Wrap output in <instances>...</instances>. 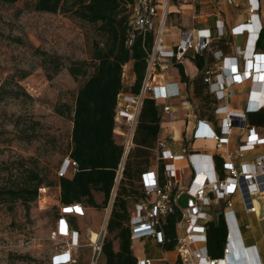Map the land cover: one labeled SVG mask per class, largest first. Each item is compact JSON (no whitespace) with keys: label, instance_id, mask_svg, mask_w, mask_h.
I'll use <instances>...</instances> for the list:
<instances>
[{"label":"built area","instance_id":"obj_1","mask_svg":"<svg viewBox=\"0 0 264 264\" xmlns=\"http://www.w3.org/2000/svg\"><path fill=\"white\" fill-rule=\"evenodd\" d=\"M173 0H133L130 8L128 28L130 29V45L136 35H154V45L149 53L148 65L143 86L139 94L123 92L118 96L115 115V135L123 132L125 139L119 141L124 148L122 162L117 171L116 186L109 205L108 219L116 189L122 179L126 159L134 148V134L139 121L144 100L153 98L162 105L161 121L171 118L172 107L169 102L181 98L179 83L157 84V79L164 78L173 67L182 63L193 52L196 56L214 58L213 65L205 72V83L208 92L215 100L213 106L214 120L198 119L192 138L194 140L213 141L216 149L226 148L231 137L241 132L248 134V140L239 148L240 153L255 150L264 146V138L256 133V127L250 126L247 115L264 110V92L256 93L254 87L264 79V54L257 53L264 24L260 21L261 5L259 0H248L250 18L247 23L219 30L194 28L183 34L181 40L173 49H168L165 36L169 17V7ZM197 3V0L194 1ZM228 5H234L233 0H227ZM221 6V2L216 3ZM244 37V47H235V55L228 56L221 50L215 49V44L225 38ZM126 68V67H125ZM124 68V84H125ZM252 82L245 113L229 111L228 102L237 85ZM30 90V88H28ZM183 106L190 103L183 101ZM227 157L230 158L228 152ZM189 162L192 179L187 187L186 207L180 209L178 202L183 194L175 192L181 178L185 176L184 169L176 167L175 163L184 159ZM160 164H164V172L160 174ZM78 165L67 157L57 174V178L72 176ZM264 174V157H260L253 165H244L239 171L225 159L222 172L219 171L217 161L213 156L202 153H187L184 156L175 155L166 140L158 138L154 150V164L142 175V187L146 200L135 204L131 210L132 240L151 239L161 245L164 234L161 231L162 222L169 215L180 211L181 217L177 224L178 245L176 248L177 261L174 264H222L233 255V248L237 244V228L232 221L233 212H224L223 218L227 228V238L223 258L214 260L208 254L207 223L214 220L211 210L215 205L226 203L231 208L233 204L229 198L242 190L243 183L248 184L250 192L264 191V187L257 185V179ZM41 198V197H40ZM85 207L81 204L61 207V219L58 223L57 234L70 239L61 255L53 258L52 264H77L76 253L83 247L80 234L74 230L70 217H83ZM254 208L246 205V211L251 213ZM107 228L91 239L90 264H102V253ZM252 259L249 264H260L251 251ZM153 259H140L137 264H163ZM165 264V263H164Z\"/></svg>","mask_w":264,"mask_h":264},{"label":"trees","instance_id":"obj_2","mask_svg":"<svg viewBox=\"0 0 264 264\" xmlns=\"http://www.w3.org/2000/svg\"><path fill=\"white\" fill-rule=\"evenodd\" d=\"M20 0H0L13 5ZM133 0H36L35 10L41 13L64 14L96 28L103 38L94 41L90 62H79L69 68L75 78H85L78 90L72 113L71 146L68 158L78 165L69 177L58 179L60 208L81 204L97 211L108 209L116 186L117 171L123 159L124 148L115 135V115L118 96L123 92L139 94L143 86L148 57L154 45V35H136L130 45L128 20ZM195 63L204 68V58L197 56ZM132 64L134 82L125 86L124 68ZM180 67L182 81L189 84L184 67ZM205 72L192 81L194 95L199 101V118L214 120L215 100L208 92ZM0 87V93L3 90ZM64 116V112L58 110ZM250 126L264 128V110L249 113ZM161 132V112L158 103L151 97L144 100L134 134V148L129 153L122 179L116 189L111 214L107 224V235L115 234L119 242L116 252L113 242L105 239L102 259L105 264H137L133 253L131 210L146 195L142 187V175L154 164V150ZM222 172V162L217 163ZM20 169V168H19ZM22 173L11 172L8 181L0 184V204L22 202L27 209L41 197L40 191L53 184L41 174L37 164L22 166ZM160 174L164 164H160ZM94 193H102L98 204ZM180 211L169 215L162 222L163 252H174L178 245L177 224ZM71 224L73 222L70 220ZM75 226V225H74ZM208 254L222 259L227 238V228L222 217L207 223Z\"/></svg>","mask_w":264,"mask_h":264},{"label":"rangeland","instance_id":"obj_3","mask_svg":"<svg viewBox=\"0 0 264 264\" xmlns=\"http://www.w3.org/2000/svg\"><path fill=\"white\" fill-rule=\"evenodd\" d=\"M35 3H0V87L4 88L0 93V184L8 181L11 172L22 173V166L37 164L53 185L43 188L41 198L29 209L22 202L0 204V264H52L68 243L57 234L62 217L57 174L71 146L69 113L85 81L73 77L69 68L90 62L93 42L103 41L94 26L68 15L38 12ZM167 28V34L176 33L170 24ZM129 68H125V86ZM125 136L121 131L116 134L118 141ZM186 199H181V209L186 207ZM108 212L109 208L90 212L85 219L70 217L84 233L83 247L76 253L77 264H90L88 230L99 235L107 228ZM240 217L244 237L257 236L255 229L244 228L251 223L250 218ZM107 236L114 247L115 234ZM144 242L139 243L141 255L144 249L147 256L162 257L158 248Z\"/></svg>","mask_w":264,"mask_h":264},{"label":"crops","instance_id":"obj_4","mask_svg":"<svg viewBox=\"0 0 264 264\" xmlns=\"http://www.w3.org/2000/svg\"><path fill=\"white\" fill-rule=\"evenodd\" d=\"M194 1L195 0L172 1L169 7L167 26L170 24V28L176 30V33L172 36V34H167V30L169 29H166L165 42L168 49H173L181 40L183 34L189 33L194 28L216 31L224 26L228 30L234 26L247 23L250 18L248 0H233L234 5H228L226 3L227 0H197V4H195ZM217 2H221V6H217ZM259 3L261 5L260 21L264 24V0H259ZM245 41L246 39L244 37L225 38L215 44V49L223 51L228 56H234L235 47H244ZM257 53L264 54V31L258 45ZM196 57L197 56L193 52H190L182 63L173 65L164 78L160 77L157 79V84L159 86H163L167 83H179L182 92L181 98L173 99L169 102L172 107V116L164 122L161 121L160 138L168 142L169 148L177 156H184L187 153H202L213 156L217 163H223L226 159L227 162L233 164L240 171L244 165H253L258 158L264 157V146H260L252 151L247 150L244 153L239 152V148L248 140L247 133L241 132L234 135L231 137L229 145L221 150L216 149V144L213 141L194 140L192 138L197 120L200 119L198 112L199 101L194 95L192 81L198 78L203 72H206L214 63V58L209 54L204 58L203 70H200L195 63ZM179 66L184 67L185 73L190 79L189 84L182 81ZM187 66L191 71L187 69ZM133 82L134 75L132 73V64H130L127 85L131 86ZM260 82L261 83L254 87V90H256L255 92L258 94L264 92V79H260ZM251 86L252 82L247 81L237 85L233 89L234 93L228 102L229 111L235 113L246 112ZM183 101L189 102L190 105L183 106ZM163 104L164 102L158 103L161 115ZM256 133L260 138H264L263 127H256ZM228 152L230 153V158L227 157ZM175 165L180 169H184L186 173L185 176L181 178L180 184L175 192L183 194L181 199L183 197L188 198L186 191L192 179V171L189 162L184 158L178 160ZM261 174L262 175L257 179V185L264 187V174ZM250 188L248 184L243 183L242 190L237 191L229 198V201L233 204L231 208L227 207L226 203H221L220 205H215L210 211L214 220H217L219 217L223 218L224 212L232 211V221L238 230L236 239L237 244L233 248V255L222 264H249V260L253 257L251 251L255 253V257L259 260L260 264H264V191L258 193L250 192ZM94 195L97 203L101 204L104 199L103 194L94 193ZM181 199L178 202L179 208ZM246 205L253 207V212H247ZM84 212L83 219H85L90 212L96 213L98 211L93 208H85ZM239 213L248 216L251 220V223L244 226L245 230L255 229L258 233L257 236L247 235L244 237L242 219ZM73 228L79 232L81 242H83V229L79 224L78 226L73 225ZM88 231L91 242V239L94 238L96 234L91 228H89ZM67 240L70 241V239ZM144 241H146V243L150 242L154 247L158 248L162 257L156 258L147 256L144 249L141 255L139 252V243L145 244ZM132 249L137 260L153 259L164 262L165 264H174L178 258L176 251L170 253L163 252L157 241L151 239L134 240ZM114 250L116 252L119 250L118 241L114 243ZM102 264H105L104 260Z\"/></svg>","mask_w":264,"mask_h":264},{"label":"bare ground","instance_id":"obj_5","mask_svg":"<svg viewBox=\"0 0 264 264\" xmlns=\"http://www.w3.org/2000/svg\"><path fill=\"white\" fill-rule=\"evenodd\" d=\"M96 238H97V235H96ZM94 239V238H93ZM232 263V262H231Z\"/></svg>","mask_w":264,"mask_h":264}]
</instances>
